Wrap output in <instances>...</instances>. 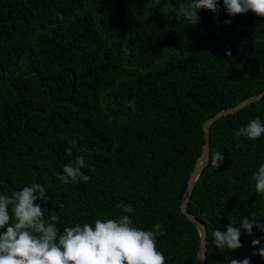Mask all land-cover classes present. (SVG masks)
<instances>
[{
	"label": "trees",
	"instance_id": "16d2710c",
	"mask_svg": "<svg viewBox=\"0 0 264 264\" xmlns=\"http://www.w3.org/2000/svg\"><path fill=\"white\" fill-rule=\"evenodd\" d=\"M187 2L0 0V195L43 185L49 200L35 203L45 219L58 216L61 234L119 219L127 214L115 205L131 204L135 227L163 225L165 264H196L200 234L181 213L182 197L206 121L264 92V18L229 17L219 0L218 14L200 10L193 26L176 16ZM133 97L135 110L126 106ZM256 118L264 122V98L211 127V153L224 161L210 162L189 205L208 228L206 264H264L252 255L264 247L255 227L252 236L241 230L235 251L215 248L212 236L230 216L264 223V195L252 180L264 135L234 136ZM77 156L91 166L82 169L88 183L62 185L55 174Z\"/></svg>",
	"mask_w": 264,
	"mask_h": 264
},
{
	"label": "clouds",
	"instance_id": "9594fccd",
	"mask_svg": "<svg viewBox=\"0 0 264 264\" xmlns=\"http://www.w3.org/2000/svg\"><path fill=\"white\" fill-rule=\"evenodd\" d=\"M223 6L229 17L252 12L264 18V0H223ZM200 10L218 14L219 0H189L179 5L176 16L196 26ZM58 19L63 21L64 16L59 15ZM223 24L230 25L231 19L224 20ZM226 55L231 57V52ZM126 106L135 110V98H131ZM262 135L264 122L259 118L250 120L234 133L237 139L245 137L253 141ZM66 152L72 157L71 146ZM223 161V153H210L211 168H218ZM88 167L91 166L85 163V158L77 156L73 162L63 166L62 173L55 175L62 185L78 181L86 184L90 177L82 169ZM252 180L256 192L264 195V164L259 166ZM46 192L43 185L34 183L22 190L12 191L10 195H0V229H6L0 233V264H165V256L157 250L158 237L165 234L163 225L157 223L150 230L135 227L131 217L135 209L131 204L119 202L115 205L127 214L119 219H96L94 226L84 223L65 227L61 234L56 226L58 216L50 215L45 219V209L35 203L37 200L47 203L49 197ZM229 221L226 231L217 229L212 232L214 246L219 250L240 249L241 230L249 236L253 235L254 227L264 232V223H257L249 217L237 221L235 216H230ZM260 243L261 240L256 238L251 241L253 248ZM252 255L264 258V247ZM229 264H250V258L231 259Z\"/></svg>",
	"mask_w": 264,
	"mask_h": 264
},
{
	"label": "water",
	"instance_id": "95a60500",
	"mask_svg": "<svg viewBox=\"0 0 264 264\" xmlns=\"http://www.w3.org/2000/svg\"><path fill=\"white\" fill-rule=\"evenodd\" d=\"M264 98V92L255 96H252L240 104L225 109L219 112L216 116L212 117L211 119L207 120L203 126L206 135V143L203 147V153L201 157L197 160L196 166L194 168L193 173L190 176L188 181V185L184 191L181 203V213L188 218L190 222L196 225L197 230L200 234V249L197 255L196 264H206L207 262V251H208V228L207 226L200 221L194 214L190 212V201L192 199L194 190L196 185L204 172V170L210 165V153H211V146H210V135H211V127L223 117H227L229 115L235 114L240 112L241 110L249 107L250 105L261 101ZM36 111H32L31 114L35 113ZM28 120L26 118L25 122ZM25 125L23 126V129Z\"/></svg>",
	"mask_w": 264,
	"mask_h": 264
}]
</instances>
